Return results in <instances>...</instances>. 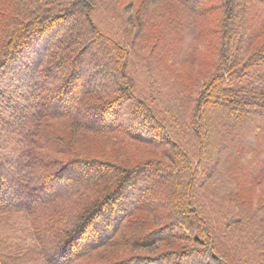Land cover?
I'll list each match as a JSON object with an SVG mask.
<instances>
[{
    "label": "trees",
    "instance_id": "1",
    "mask_svg": "<svg viewBox=\"0 0 264 264\" xmlns=\"http://www.w3.org/2000/svg\"><path fill=\"white\" fill-rule=\"evenodd\" d=\"M116 4L0 0V264H264V0ZM137 42L174 77L207 54L189 116L137 91Z\"/></svg>",
    "mask_w": 264,
    "mask_h": 264
},
{
    "label": "rangeland",
    "instance_id": "2",
    "mask_svg": "<svg viewBox=\"0 0 264 264\" xmlns=\"http://www.w3.org/2000/svg\"><path fill=\"white\" fill-rule=\"evenodd\" d=\"M188 3L190 4V6L192 7V9L194 8V4L196 0H187ZM115 3L121 5L120 8H122V10L124 12H122V14L120 13L119 17H120V21H122L123 18H127L133 21L134 20V16L133 13L131 14V8L130 7H125L127 6V2L128 0H114ZM116 4V5H117ZM107 5V4H106ZM104 4H101L99 6V8H97V10L94 12L93 14V18L95 20V22L97 21H101L104 23L105 20H107L108 18H110L111 16H113V12L109 11L110 8H106L107 6ZM191 9V8H190ZM131 14V15H130ZM247 14L251 15V12H247ZM133 16V17H132ZM132 17V18H131ZM107 18V19H106ZM98 23V22H97ZM187 27H191L190 24H186ZM140 36V35H138ZM140 45L139 42H137V45L135 47V49H131V55H130V68L131 71L133 72L136 80V87H137V91L147 94L143 91H146V84L147 82L150 81V79L154 80V84L157 85L156 88H160V90H162V92L160 93V98H163L164 103H156L154 102V106H156L157 110H162L164 109V107L167 104V101L176 97V95H178L176 97L177 99V105L181 106L182 112L184 114V116H189L190 112L193 108L194 105V101H195V96L194 93H192L191 95L188 93V91L184 90L185 85L187 81H193L198 83L195 87V90L198 89V85H200L203 81H205L206 77V69H204V64H205V57H206V53H204L201 56V59L198 61V64H200L199 66H195L194 68L192 67H183L182 69L186 72H181L183 73V75L181 77H174V75L172 73H170V71H168L166 69L167 67V61L166 60H162L165 57L163 56V50H165L163 48V50H161L158 54H147L148 50H150L151 47V43H147L145 45V47H143L142 49L138 48V46ZM105 60H108V58L106 57ZM195 80V81H194ZM229 81V78H226V82ZM233 84V82H232ZM156 88H154V86L151 87L152 94H156L157 90ZM143 90V91H140ZM175 99V98H174ZM162 100V101H163ZM176 103V100H174ZM50 108V106L48 107ZM87 119H90L91 123L96 124L90 117H87ZM210 121H213L212 118H210ZM241 123V122H240ZM221 130V133H225L224 129H219ZM189 136V135H188ZM217 141L219 142V144H224L225 148L227 147L229 149V145L227 144L228 142L224 139V138H219L217 139ZM263 141H264V137H263ZM217 144V143H216ZM133 150V156L135 157V159H147V158H156L158 157V154L156 151L149 149L147 147H143V146H134L132 148ZM258 153H262L264 151V144H261L260 146H258L257 148ZM229 151H232V149H229ZM224 158V157H223ZM229 160L228 157H225V160ZM257 163L256 161H251L250 163H248L246 169H244L242 171V177H249L250 175L254 174L257 170ZM160 173L158 172V175ZM75 175V174H74ZM137 186H138V190L136 191V193L139 195L140 192H145L146 188L149 186V183H145L142 182V180L140 178H137ZM147 182V181H146ZM152 182V181H150ZM139 191V192H138ZM256 191L258 194H263L264 193V180L260 183L259 186L256 187ZM255 191V192H256ZM142 193V194H143ZM39 196L41 194H38ZM38 195L36 197H38ZM258 196V195H257ZM29 197H25L22 193H20L17 197H15L12 201H10V203L16 204L18 202H23V201H28ZM138 201V200H137ZM254 203L256 202L255 200L253 201ZM208 205V202H205ZM125 207H128L127 204ZM123 208H121L120 210H122ZM262 216H264V212L262 214ZM219 221V219H217ZM174 230L179 231V227H175ZM166 232L160 233V234H165ZM84 245H76L75 249L77 250L78 248H82Z\"/></svg>",
    "mask_w": 264,
    "mask_h": 264
}]
</instances>
